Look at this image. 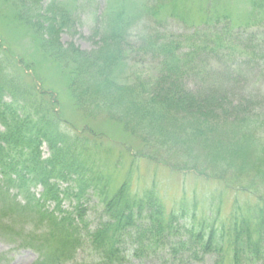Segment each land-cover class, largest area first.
Segmentation results:
<instances>
[{
  "label": "trees",
  "instance_id": "obj_1",
  "mask_svg": "<svg viewBox=\"0 0 264 264\" xmlns=\"http://www.w3.org/2000/svg\"><path fill=\"white\" fill-rule=\"evenodd\" d=\"M84 1L29 0L15 17L64 68L67 90L90 129L75 130L53 92L14 76L13 67L25 63L13 65L10 50L0 51V230L38 253L33 264L73 263L83 249L92 253L85 264H126L131 252L150 254L163 244L179 263L214 255V264H264V32L232 33V22L221 26L230 21L224 16L177 33L168 23L185 20L175 14V0H144L135 12L109 1L92 15L98 47L83 51L64 45L60 32L80 21ZM167 8L175 15L170 19L163 17ZM255 14L247 27L259 25ZM135 54L142 55L138 62L156 61V77L124 78L121 68ZM94 121L119 124L145 146L100 201L95 223L82 202L88 189H107ZM140 158L217 181L235 194L232 212L223 216L222 192L212 194L210 216H198L195 199L168 211L154 188L132 185ZM62 193L77 197L73 209L63 208Z\"/></svg>",
  "mask_w": 264,
  "mask_h": 264
},
{
  "label": "rangeland",
  "instance_id": "obj_2",
  "mask_svg": "<svg viewBox=\"0 0 264 264\" xmlns=\"http://www.w3.org/2000/svg\"><path fill=\"white\" fill-rule=\"evenodd\" d=\"M79 1V5L83 0ZM109 1L115 6H121L125 3L128 12H135L142 7L144 0H85L83 6L79 9L80 21L75 23L71 21L64 31L60 32V40L64 45L70 43L83 51H91L98 47L99 36L94 34V23L92 15L98 11H102L105 6L109 5ZM48 2V0H47ZM29 0H0V51L4 53L5 49H9L12 53L11 60L13 65L16 62L23 61L24 67L16 65L13 70L18 79H22L30 87L39 90H47L53 92L57 98L60 111L63 118L72 125L75 130L82 132L90 125L89 119L74 104V100L67 90L64 68L48 57L34 41L32 32L27 25L23 24L15 17V12L24 10L23 7L29 4ZM178 7L177 14L185 20H171L168 25L170 29L177 33H187L188 30H194L195 26L201 24L210 18L213 22L217 18L228 17V20L221 26L229 25L232 22V33L243 32L248 36L258 31L264 32V5L255 7L253 0H175ZM74 7V4H72ZM254 21L260 22L257 27H247L250 25L252 16L255 12ZM169 8L163 10V17H173ZM188 17V18H187ZM75 21V20H74ZM205 24V23H204ZM202 25V24H201ZM213 29H216L213 28ZM246 37V36H245ZM249 43V42H247ZM136 59H142L141 54H135L133 59H126L121 70L124 72V78L133 82L140 80H148L149 77H156L157 73L154 70L157 63L145 56L142 62ZM146 71V72H145ZM12 73V72H11ZM18 74V75H17ZM147 82V81H146ZM250 83V80H245L243 85ZM249 88L253 87L250 83ZM253 90L263 92L258 85L253 87ZM96 123L95 133L102 140L97 152L100 157L99 165L102 173H104L103 184L107 186L105 191L94 193L87 190L83 193L82 202L85 207H88V216L92 221H97L101 206L100 201H103L114 191L115 187L123 181L125 173L132 161L131 154L141 152L144 142L138 137L129 134L123 130L119 124L109 121H94ZM92 122V123H94ZM92 125L89 126L90 129ZM92 129V128H91ZM163 138V136H160ZM161 142V141H160ZM44 157H48L49 150L47 146L43 148ZM141 159V160H140ZM137 159L134 172V183L132 184L137 190L145 188H154L162 197L165 207L168 211L175 210L178 204L186 200L189 204L193 199L199 202L198 216L202 218L205 214L210 216L216 213V208L213 209L210 205V198L214 192H222V214L227 216L232 212V205L235 199V194H231L224 190L223 186L217 181L206 180L201 176H197L190 172H174L165 166L158 165L145 158ZM163 159V155L161 156ZM66 184H62L64 191ZM37 197H40L42 188L39 186L34 189ZM71 194V193H70ZM62 205L64 209H73L77 197H67L64 193ZM211 195V196H210ZM19 199H22L19 197ZM55 207V203L50 205V209ZM185 223V220H180L178 224ZM0 230V264H33L38 253L30 247L20 246L21 241H16L11 235V230ZM172 238V237H171ZM169 246L163 244V248L157 249L150 254L133 256L130 253L129 262L126 264H214L216 257L214 255H206L200 261H187L184 263L175 262L171 258ZM187 257L189 253L181 251L179 253ZM92 253L89 249H83L80 256L73 263L67 264H85L83 260L87 259L88 263L92 261ZM182 257V256H181Z\"/></svg>",
  "mask_w": 264,
  "mask_h": 264
}]
</instances>
